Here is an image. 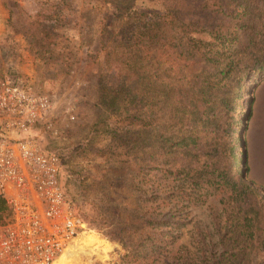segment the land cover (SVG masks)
<instances>
[{"label": "rangeland", "instance_id": "obj_1", "mask_svg": "<svg viewBox=\"0 0 264 264\" xmlns=\"http://www.w3.org/2000/svg\"><path fill=\"white\" fill-rule=\"evenodd\" d=\"M164 1L130 3L141 11L162 12ZM118 3L120 7L129 4ZM105 14L107 8L98 0H0V63L33 89L56 95L55 123L65 137L52 139L40 131L36 138L41 147L59 155L60 180L71 209L83 223L78 237L53 264H136L125 256L117 236H124L125 241L134 237L127 235L128 230L138 228L144 210L143 189L149 188L140 183L134 152L142 144L131 131L138 125L130 123H138L140 113L132 112L133 104L122 101L127 86L140 81L131 77L134 82L119 88L112 98V89L120 85L116 75L119 65L115 53L109 56L107 51L117 39L116 30L125 24L121 15L104 18ZM100 22L106 24L105 31H101ZM190 36L209 43L208 56L227 50L207 31H192ZM200 51L205 52V47ZM217 58L222 62L225 55ZM244 83L247 114L240 135L246 179L264 194V72L250 74ZM135 91L138 89L130 91L131 97ZM152 174L157 175L148 177L149 185L161 178L157 170ZM176 192L169 193L165 209L157 211L165 215L172 207L165 218L177 220L179 213L184 216V225L171 229L172 234H178L170 246L172 255L184 252V247L190 255L202 244L214 250L238 245V231L229 230L232 221L238 224V220L227 218L230 200H224L221 188L210 189L203 201ZM245 252L251 264H264L263 251Z\"/></svg>", "mask_w": 264, "mask_h": 264}, {"label": "trees", "instance_id": "obj_2", "mask_svg": "<svg viewBox=\"0 0 264 264\" xmlns=\"http://www.w3.org/2000/svg\"><path fill=\"white\" fill-rule=\"evenodd\" d=\"M98 1L107 8L104 18L121 15L125 24L107 51L119 65L112 98L134 82L131 77L140 81L127 86L122 101L140 113L139 122L130 123L138 125L131 131L142 144L134 152L140 183L149 188L143 189L138 228L128 230L134 237L117 236L125 256L136 264H251L246 249L264 252V194L246 179L240 129L247 114L244 81L264 72V0H165L162 12L141 11L130 0ZM118 1L129 4L120 7ZM192 31H207L227 50L208 56L209 43L190 36ZM132 89L138 92L131 97ZM154 170L161 178L149 185ZM212 188L230 200L227 218L238 224L232 221L229 230L238 231V245L214 250L202 244L190 255L186 247L172 255L178 234L171 229H180L184 216L165 218L172 207L165 215L157 211L177 189L186 199L203 201ZM7 216L0 200V222Z\"/></svg>", "mask_w": 264, "mask_h": 264}, {"label": "built area", "instance_id": "obj_3", "mask_svg": "<svg viewBox=\"0 0 264 264\" xmlns=\"http://www.w3.org/2000/svg\"><path fill=\"white\" fill-rule=\"evenodd\" d=\"M56 105L55 94L33 89L0 63V200L8 211L0 264H52L82 231L60 180V157L36 138L40 131L65 137Z\"/></svg>", "mask_w": 264, "mask_h": 264}, {"label": "bare ground", "instance_id": "obj_4", "mask_svg": "<svg viewBox=\"0 0 264 264\" xmlns=\"http://www.w3.org/2000/svg\"><path fill=\"white\" fill-rule=\"evenodd\" d=\"M78 235H79V234H78ZM78 235L75 236V237L73 238V240L67 244V246L64 248V250L62 251V253H61L59 256H61V255L64 253V251H65L70 245H72V243H73L74 240L78 237ZM59 256H58V257H59ZM58 257H56L55 259H57ZM55 259L53 260L52 264L54 263Z\"/></svg>", "mask_w": 264, "mask_h": 264}]
</instances>
